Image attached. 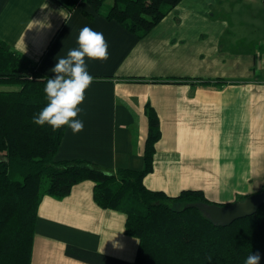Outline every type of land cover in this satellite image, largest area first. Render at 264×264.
<instances>
[{
	"label": "crops",
	"instance_id": "0c3cea01",
	"mask_svg": "<svg viewBox=\"0 0 264 264\" xmlns=\"http://www.w3.org/2000/svg\"><path fill=\"white\" fill-rule=\"evenodd\" d=\"M225 1L181 0L139 37L86 0H0V40L43 75H55L84 26L108 43L106 61L86 59L94 80L76 117L84 127L66 128L57 159L142 168L149 103L162 134L148 188L201 189L221 204L264 190V20L211 17L215 7H238ZM94 185L85 179L61 198L43 196L30 264H93L67 254L68 245L136 259L126 213L99 205Z\"/></svg>",
	"mask_w": 264,
	"mask_h": 264
},
{
	"label": "trees",
	"instance_id": "16d2710c",
	"mask_svg": "<svg viewBox=\"0 0 264 264\" xmlns=\"http://www.w3.org/2000/svg\"><path fill=\"white\" fill-rule=\"evenodd\" d=\"M86 1L96 13L143 37L181 0ZM52 77L0 40V264L31 263L41 199L61 198L85 179L94 181L99 205L126 213V232L139 238V247L133 262L68 245L71 256L93 264H245L250 254L259 252V264H264V204L252 215L215 224L188 206L212 202L203 190L169 195L144 184L162 134L151 104L145 108L149 128L142 168L114 171L83 158L57 159L67 126L53 131L33 123L46 106L43 89Z\"/></svg>",
	"mask_w": 264,
	"mask_h": 264
},
{
	"label": "clouds",
	"instance_id": "9594fccd",
	"mask_svg": "<svg viewBox=\"0 0 264 264\" xmlns=\"http://www.w3.org/2000/svg\"><path fill=\"white\" fill-rule=\"evenodd\" d=\"M76 42L78 47L70 49L50 69L55 75L47 78L43 89L46 106L33 117L38 126L47 124L53 131L67 126L73 134L83 130V122L76 117L81 112L79 105L85 99V91L94 80L87 70L86 59L106 61L109 53L103 33L89 26L80 29ZM260 259L259 252L252 253L245 264H259Z\"/></svg>",
	"mask_w": 264,
	"mask_h": 264
},
{
	"label": "water",
	"instance_id": "95a60500",
	"mask_svg": "<svg viewBox=\"0 0 264 264\" xmlns=\"http://www.w3.org/2000/svg\"><path fill=\"white\" fill-rule=\"evenodd\" d=\"M262 204H264V190L249 194L245 198L231 203L197 201L189 203L188 206L198 208L215 224H228L236 219L254 214Z\"/></svg>",
	"mask_w": 264,
	"mask_h": 264
},
{
	"label": "rangeland",
	"instance_id": "374dc122",
	"mask_svg": "<svg viewBox=\"0 0 264 264\" xmlns=\"http://www.w3.org/2000/svg\"><path fill=\"white\" fill-rule=\"evenodd\" d=\"M225 2L232 5L236 4L238 7L232 11H229L228 8H226V11H216L218 8L215 7V11L210 14L211 17L234 18L248 21L264 20V3H262V0H226ZM9 88H16V86H10Z\"/></svg>",
	"mask_w": 264,
	"mask_h": 264
}]
</instances>
